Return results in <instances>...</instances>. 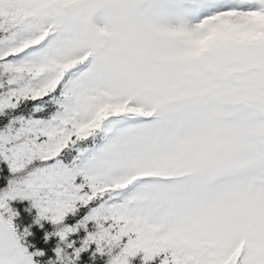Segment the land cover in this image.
<instances>
[{
  "label": "snow or ice",
  "instance_id": "6c2138e0",
  "mask_svg": "<svg viewBox=\"0 0 264 264\" xmlns=\"http://www.w3.org/2000/svg\"><path fill=\"white\" fill-rule=\"evenodd\" d=\"M0 161V264H264V0H0Z\"/></svg>",
  "mask_w": 264,
  "mask_h": 264
},
{
  "label": "trees",
  "instance_id": "16d2710c",
  "mask_svg": "<svg viewBox=\"0 0 264 264\" xmlns=\"http://www.w3.org/2000/svg\"><path fill=\"white\" fill-rule=\"evenodd\" d=\"M10 178H12V173L7 162L0 161V190L7 187ZM9 207L16 213L12 218L13 224L18 233L22 235L24 244L29 251L44 253L43 256H37V263L48 264L50 260H56L55 249L60 244V238L53 235L57 232L56 225L49 219L41 218L31 200L18 198L15 201H10ZM25 230L29 233L28 235H24ZM81 235H86V233H81ZM77 264H105V259L98 254L95 262H92L91 253L85 252L81 254V259Z\"/></svg>",
  "mask_w": 264,
  "mask_h": 264
},
{
  "label": "rangeland",
  "instance_id": "374dc122",
  "mask_svg": "<svg viewBox=\"0 0 264 264\" xmlns=\"http://www.w3.org/2000/svg\"><path fill=\"white\" fill-rule=\"evenodd\" d=\"M11 179V178H10ZM34 208H36V207H34ZM36 210L39 212V209L38 208H36ZM50 220V219H49ZM52 223H54L52 220H50ZM65 223H66V221H65ZM55 224V223H54ZM56 225V228H57V231L59 230V228H60V226L59 225H57V224H55ZM22 243L24 244V241H23V239H22ZM24 246H26L25 244H24ZM37 256H34V261L36 262V264H38L37 263Z\"/></svg>",
  "mask_w": 264,
  "mask_h": 264
}]
</instances>
